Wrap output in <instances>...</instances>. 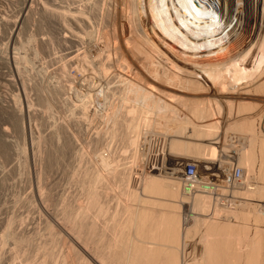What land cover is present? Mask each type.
Returning <instances> with one entry per match:
<instances>
[{
	"label": "bare ground",
	"instance_id": "1",
	"mask_svg": "<svg viewBox=\"0 0 264 264\" xmlns=\"http://www.w3.org/2000/svg\"><path fill=\"white\" fill-rule=\"evenodd\" d=\"M66 1L43 6L61 16L65 41L111 33L98 56L86 45L73 53L68 62L81 78H62L82 94L83 117L91 104L98 108L104 125L96 146H106L76 167V205L63 206L65 228L48 223L40 264L55 259L51 245L62 247L56 264H264V0H106L96 25L94 3ZM35 2L22 0L5 49L16 47ZM111 60L118 95L109 93L108 77L102 82ZM150 129L167 133L158 168L143 158ZM192 239L199 248L187 256Z\"/></svg>",
	"mask_w": 264,
	"mask_h": 264
},
{
	"label": "rangeland",
	"instance_id": "2",
	"mask_svg": "<svg viewBox=\"0 0 264 264\" xmlns=\"http://www.w3.org/2000/svg\"><path fill=\"white\" fill-rule=\"evenodd\" d=\"M35 1L36 4H33L30 16L23 23V30L17 39L16 47L5 49L10 21L15 18L22 0H0V264H40L42 262L44 257L42 244L48 236V223H54L58 230L61 227L65 228L66 224L62 222L63 214L66 215L68 209L65 211L66 208L63 206L65 203H67L65 206H68V202L69 205L71 203L74 205L80 193L74 172L82 157L83 162L84 160L89 162V156L96 157L98 150L106 146L103 144L96 146L97 140L103 138L101 131L104 125L97 113L98 108L91 104L87 111L89 116L83 117L86 110L84 106H82L84 109L79 106L82 104V94L75 90L76 88L63 87L65 85L63 76L70 72V77L77 74L75 77L81 78L83 71H78L77 63L74 65L68 62L72 59L71 56L81 51L85 45L93 51L92 54L95 52V54H101L108 46L106 38L111 33L102 34V37L95 32L90 36L84 37V35L82 44L77 37H73L74 42L65 41L66 33L61 27V16L44 10L43 6L61 8L66 5L67 1ZM90 2L91 6L94 3L89 10L92 20L95 21L93 24H95L98 20L96 15L98 8L107 9L108 3L106 0H90ZM125 10L127 11V8ZM115 23L118 26L122 22L117 20ZM110 27L112 26H109L111 30ZM104 29L106 30L107 27ZM23 55L27 56L28 63L21 58ZM66 62H68L67 70L64 69ZM93 62V64L96 63V61ZM72 66H75V69ZM104 66L106 75L102 77V82H105L104 80L108 77L109 93L116 94L115 87L118 82L117 76H113L115 61L111 60V64ZM85 73L89 77H96L98 74L97 69L93 71L88 69L84 71ZM17 96H19L17 99L19 104L15 102ZM20 96L24 99L22 97L20 99ZM94 112L97 113L96 117ZM55 132L62 135L63 146L60 145L62 148L59 145L58 149L55 148L57 145H55L57 143ZM147 132L149 133L141 141V147L144 150L143 158L147 155V158L153 157L152 160L157 161L155 163L158 168L161 166L159 162L161 155L169 151L168 142L165 139L167 133L152 129ZM25 141L28 143V155L25 153L23 155L28 156L27 167L22 164L25 157L19 148L20 144ZM50 144L55 147L50 149ZM82 152H85L83 156ZM46 155L48 157L50 155V161L47 160ZM192 167V160L185 163V170L192 169ZM231 171V176H237L239 173L238 167H234ZM201 173L200 171L196 176L199 180H202V175H204ZM135 175L137 176L138 173H134V177ZM186 207L183 205V211ZM187 243L189 247L186 245L188 250L186 255L192 256L194 255L193 250L199 246H195V239L188 240ZM61 248V245H51L47 252L53 259L54 257L56 259V254ZM54 260L50 264H56Z\"/></svg>",
	"mask_w": 264,
	"mask_h": 264
},
{
	"label": "built area",
	"instance_id": "3",
	"mask_svg": "<svg viewBox=\"0 0 264 264\" xmlns=\"http://www.w3.org/2000/svg\"><path fill=\"white\" fill-rule=\"evenodd\" d=\"M192 169H193V167H192ZM192 169L190 168V169H189V170H187V171H191ZM189 174L191 175V174H192V172H190Z\"/></svg>",
	"mask_w": 264,
	"mask_h": 264
}]
</instances>
